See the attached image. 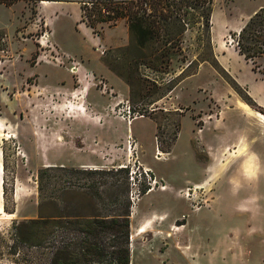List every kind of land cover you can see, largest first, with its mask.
I'll return each instance as SVG.
<instances>
[{
  "label": "rangeland",
  "instance_id": "1",
  "mask_svg": "<svg viewBox=\"0 0 264 264\" xmlns=\"http://www.w3.org/2000/svg\"><path fill=\"white\" fill-rule=\"evenodd\" d=\"M157 1L154 48L179 50L182 60L170 62L166 73L134 63L132 57L141 52L128 49L124 20L96 24L93 30L79 3L0 5V86L9 78L19 93L12 105L0 100V264H74L62 253L52 255L57 248L72 252L77 247L73 232L59 230L56 241L48 236L32 246L16 240L14 223L39 216L104 217L123 210L127 201L131 264H264V54L246 61L229 38L264 9V0H213L209 29L199 16L201 8L185 13L169 0L166 5V0ZM163 17L171 22L173 39L167 42ZM44 32L48 47L40 44ZM103 66L113 85L93 74L104 72ZM80 71L101 82L100 94L107 102L117 96L119 102H129L137 120L128 124L111 110V137H125L130 126L135 146L130 155L126 142L125 148L123 141L117 142L120 151L96 175L70 172L76 167L49 172L55 178L43 181L40 198L37 172L45 167L44 154L37 140L23 136L18 105L22 92L37 80L31 76L22 90L21 82L35 73L41 85L56 90L69 83L68 74L81 77ZM66 111L48 120L52 129L60 121L71 124ZM80 157L66 148L55 160L77 163ZM124 168L145 169L158 184L152 188L143 178L126 179L117 172ZM127 184L128 194L116 201L113 193ZM160 185L166 189L161 191ZM144 215L150 218L141 224ZM141 225H148L147 232L137 235ZM120 244L118 236H105V252L95 264H116L112 252Z\"/></svg>",
  "mask_w": 264,
  "mask_h": 264
},
{
  "label": "trees",
  "instance_id": "2",
  "mask_svg": "<svg viewBox=\"0 0 264 264\" xmlns=\"http://www.w3.org/2000/svg\"><path fill=\"white\" fill-rule=\"evenodd\" d=\"M19 1L26 2H75L80 4L82 17L86 20L88 27L95 29L96 24L108 23L115 25L118 20H124L130 37V45L128 49H136L141 52L133 58L135 64L146 65L154 72L166 73L163 69L170 62L182 61L178 58L179 50L171 48L159 51L154 48V43L158 37V29L155 22V12L157 5L160 4L157 0H0V5L10 7ZM172 6L178 11L187 8L192 11H198L201 8L199 16L204 21V27L210 28L211 4L213 0H169ZM164 1L165 5L169 2ZM147 10H150L148 12ZM193 17V15H191ZM163 31L166 33L165 41H170L173 37L170 34L171 22L166 21L163 17ZM191 19V18H190ZM193 19V18H192ZM173 23V22H172ZM194 22H192L193 24ZM182 31L179 32L181 34ZM237 46L239 54L246 61H252L254 57L264 54V9H260L247 21L241 31L237 34ZM145 51V52H144ZM144 52V53H143ZM179 127L176 125V130ZM64 170L63 167H42L37 172L38 192L41 198L44 189V180L50 181L55 176H50L49 172ZM73 174L96 175L100 170H81L71 169ZM117 172L126 174V179L129 177V170H118ZM145 188L142 194L145 193ZM128 184L123 191L114 194L116 201L120 202V196L128 194ZM40 208V206H39ZM131 204L126 202L123 210L119 208L111 211L113 215L101 217L97 213L87 215L72 216L70 220L62 216H39V219L29 220L13 225L15 232L14 236L17 241L23 244L39 246L48 236L56 241V237H61L58 234L59 230H69L77 236V247L71 252L68 247L57 248L52 252L53 256L59 253L64 255V259L74 260V264L79 261H88L93 258L95 260L102 258L105 249L101 244L104 237L107 235L118 236L120 240V248L112 252L113 261L116 264H130L131 250L129 248L130 237V214ZM114 241V239H112Z\"/></svg>",
  "mask_w": 264,
  "mask_h": 264
},
{
  "label": "crops",
  "instance_id": "3",
  "mask_svg": "<svg viewBox=\"0 0 264 264\" xmlns=\"http://www.w3.org/2000/svg\"><path fill=\"white\" fill-rule=\"evenodd\" d=\"M249 19L250 17L236 30V34L241 31ZM220 48H218V51H221ZM103 69L106 72L97 71V73L93 72V74L102 75L113 85L114 82L112 83L110 78L112 74L104 66ZM80 72L81 77L76 76V78L68 74L69 83H65L62 88L56 90H51L47 85H41L39 77L35 73L22 79L21 90L23 85L26 84V80L31 78V76H34L37 80L35 85L26 88L22 92L25 96L22 101H18L20 102L18 105L21 106L20 111H23L20 114L23 116V136L27 139L37 140L36 146L39 147V152L44 154L43 166L45 167L58 166L100 170L110 165L111 156L116 155L120 151L117 148V142L123 141L125 148L127 136L130 135L129 126L126 128L125 137L121 136L118 139L111 137V110L119 102L120 96L107 102L100 94L103 93L101 82L97 81L95 83L94 75L91 77L90 75H85L83 71ZM74 79H76V84ZM114 85L117 86V84ZM16 88L15 82L10 81L9 78L2 83V87L0 86V100L5 102V106L16 103V97L19 95ZM12 90H14V96L10 94ZM65 110H68L66 112L73 117L71 124H63L60 121V125L52 129L48 124V120L54 115H62L61 113L65 112ZM14 114L16 113L14 112ZM52 130L54 131L49 134L48 132ZM66 148L76 157L81 156L77 163L69 162L65 164L55 160L57 154H61V151ZM48 154H51L52 158L47 157ZM2 171L3 168L0 161V175ZM1 209L2 204L0 203ZM7 215L14 217L13 213H8ZM148 218L150 217L144 215L141 224L148 222ZM141 226H144L147 232L148 225Z\"/></svg>",
  "mask_w": 264,
  "mask_h": 264
},
{
  "label": "built area",
  "instance_id": "4",
  "mask_svg": "<svg viewBox=\"0 0 264 264\" xmlns=\"http://www.w3.org/2000/svg\"><path fill=\"white\" fill-rule=\"evenodd\" d=\"M229 38L232 39L233 41L235 40L234 41L235 43H234L233 46H235V48H236V46H237V40H238V35L236 34V36H234V38H232V36H229ZM47 40H48V34H47V32H44L41 35V37H40V44H41L42 47H43V45H44V47H48L47 46ZM232 40H230V42H229L228 45H232V42H233ZM55 60H57V62L60 63L58 57H55ZM113 110H114V113L116 115H118L120 118H122L123 120H125L128 124H131L137 118L136 115H135V113H134V110L131 108V106H130V104H129L128 101L118 102L116 104L115 108H113ZM134 146H135V140L131 136H128V138L126 139V149L128 151V154L131 155V151L133 150ZM156 157L157 158L159 157V153L158 152L156 154ZM128 162H129V160H128ZM132 163L134 165V163H135L134 160H133ZM128 176H129L130 180H133V176L139 177V178H143V179L146 180V182H147V184L149 186L151 185L152 188H154V186L156 184H158V182H156V180H153L151 182V176L148 174L147 170H145V169L143 171H136V172L135 171H130L129 174H128ZM158 189L165 190L166 187L160 185L158 187Z\"/></svg>",
  "mask_w": 264,
  "mask_h": 264
},
{
  "label": "bare ground",
  "instance_id": "5",
  "mask_svg": "<svg viewBox=\"0 0 264 264\" xmlns=\"http://www.w3.org/2000/svg\"><path fill=\"white\" fill-rule=\"evenodd\" d=\"M43 3H45V4H49L48 2H43ZM146 232V229H145V227L144 226H140V227H138L137 228V230H136V234L138 235V234H143V233H145ZM134 239L132 238V241H133Z\"/></svg>",
  "mask_w": 264,
  "mask_h": 264
}]
</instances>
